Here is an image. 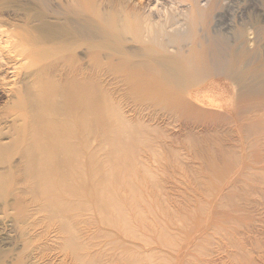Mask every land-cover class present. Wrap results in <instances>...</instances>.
Here are the masks:
<instances>
[{
  "label": "bare ground",
  "instance_id": "1",
  "mask_svg": "<svg viewBox=\"0 0 264 264\" xmlns=\"http://www.w3.org/2000/svg\"><path fill=\"white\" fill-rule=\"evenodd\" d=\"M36 7L20 21L22 23L0 16V75L9 69L25 78L22 77L21 85L20 82L18 87L11 89L15 97L7 105L6 114L0 112L1 121L6 120L3 116L7 115L13 117L15 123L24 121L20 127L7 126L6 133L0 128L1 135L10 138L8 142H0V158L4 157L0 160L8 161V165L7 161H2L8 168L0 163V167L5 168L0 170V180L16 181L11 196L14 205L11 203L9 209L19 215L15 216L14 212L11 217L15 216L14 221L19 217L16 227L20 226L22 245L29 251L26 254L29 258L26 256L17 264H35L32 259L36 257L33 256L36 251L48 249H52V253L58 249L65 262L69 258L74 264H97L102 251L99 250L103 248L105 251L110 243L115 245L117 239L114 236L110 243L99 242L100 246L105 245L99 248L93 237L101 235L105 229L101 231L100 228L107 224L111 227L106 226L110 232L106 237H111V231L119 229L115 222H124L120 220L127 206L113 204L118 195L109 192L111 190L102 193V198L98 192L102 186L97 183L92 186L94 195L88 192L93 197L92 202L87 201L86 196L88 200L91 198L87 193L83 194L84 190H74L82 193L79 194L66 188L69 181L84 183L85 162L99 161L101 136L98 125L102 113L98 98L99 79L109 77L177 85L181 91L193 94L194 90L196 96L221 105L223 102L219 98L222 94L217 92L220 87L217 84L231 80L245 89L248 102L261 109L258 104L264 105V97L255 95L264 91V66L246 67L243 57L245 33L239 25L241 22L235 23L230 0H36ZM33 66L30 72L28 68ZM20 68L28 70L17 73ZM206 83L208 86L201 88ZM126 126L122 121L121 127L125 129ZM55 179L67 182L63 185L58 181L59 186ZM62 185L68 186L64 188ZM60 187L70 195L64 194ZM60 194L65 198L61 199ZM82 195H85L84 202ZM76 199L84 203L79 201V205H92L83 206L86 209L76 212ZM37 200L42 205L38 206ZM7 208L4 211L6 216L3 214L0 218L3 231L10 226L8 221H13L9 218L11 210L7 213ZM83 210H87L85 214ZM128 210L126 212L134 213ZM40 211L44 213L40 220L45 227H42L44 233L40 232L45 239L50 232L49 220L55 219L54 223H58L56 249L49 243L45 246L38 243L40 232L37 226L41 221L36 216ZM98 215L100 221L107 224L99 221L102 226L98 225ZM80 216L85 223L90 222L91 225H85L91 226L88 232L78 228L82 226ZM76 218L80 221L78 226L73 223ZM113 223L114 229L111 230ZM90 238L94 240L90 241ZM111 248L109 251L114 249ZM49 259L53 261L51 255L43 254L44 264H50ZM2 260L0 257V264H5Z\"/></svg>",
  "mask_w": 264,
  "mask_h": 264
},
{
  "label": "rangeland",
  "instance_id": "2",
  "mask_svg": "<svg viewBox=\"0 0 264 264\" xmlns=\"http://www.w3.org/2000/svg\"><path fill=\"white\" fill-rule=\"evenodd\" d=\"M230 7V13L236 16L235 23L241 22L239 25L244 29L243 57L246 67H263L264 0H230ZM36 9V0H0V16L8 21L22 23L20 21ZM34 67L28 68L30 72ZM22 69H17V73L28 70ZM2 73L5 76L0 75V112L3 111L5 115L4 111L7 112L9 103L15 97L11 89L18 87L25 78L23 74L16 75V71L9 69ZM97 86L102 110L98 125L101 136L99 161L85 162L84 183L69 181L66 188L68 185H63L67 181L64 183L58 179L60 183L63 182L62 187L73 192L84 190L83 194L87 193L88 196L94 191L93 184L97 183L102 186L98 190L100 196L111 190L109 192L119 196L115 197L113 204L125 205L127 210L130 208L128 211H134L126 212L124 207L125 214L121 218L125 220L120 218V221L129 222H120V225L116 221V228L119 229L114 231L113 223L110 240L106 237L110 234L106 226L110 224L102 223L98 215V225L99 221L107 224L105 228L100 224V230L105 229L103 233L106 235L100 232L102 234H98V238L93 237L96 238L95 244L100 246L102 241L104 244L110 243L114 236L117 240L119 236L120 242L115 240L118 246L110 243V248H114L110 251L109 245H106L108 249L105 251L102 248L105 245H101L99 251L104 252L98 255L97 264H264V105L258 104L261 108L258 109L248 102L245 89L231 80L217 84L220 87L216 90L222 94L219 98L222 105L196 96L194 90L190 94L176 88L177 85L168 86L153 81L101 77ZM205 86L208 83L201 88ZM255 96L264 97V91ZM4 118L6 120L1 121L0 116L3 132L8 131L9 127L24 125L23 120L15 123L13 117L8 118L7 115ZM122 121L127 124L125 129L121 127ZM2 131L0 142L10 141L9 136L1 135ZM3 167L0 170L5 169ZM54 181L60 186L57 179ZM15 182V179L0 180V218H3V214L6 216L5 208H11V203L14 205V197L11 196ZM62 187L63 192L65 189ZM92 195L89 196L91 200L86 196L87 201H94ZM63 196L61 199L65 198ZM84 196L83 202L86 201ZM101 197L104 198L103 194ZM76 200V212L92 205L85 202L88 206L83 205L84 208L79 205L80 200ZM80 204L84 203L80 201ZM13 210L9 214L12 220L18 215ZM86 211L83 210V214ZM14 212L15 216L11 217ZM40 212L37 220L44 214ZM76 212L74 214L78 218ZM82 212L79 213L82 215ZM82 217L80 226L87 230L78 226L80 221L77 218L73 223L83 232H88L89 226L85 225L91 224L85 223ZM51 220V233L46 234V239L44 223L40 220L42 225L38 224L37 231L43 233H39L38 243H43L42 246L49 243L56 249L58 223H54L55 219ZM17 221H12L14 225L8 221L10 226L5 231L0 228V257L5 264H17L20 259L29 258L26 255L29 251L24 250L22 245ZM115 231L117 235H113ZM46 251L37 250L36 254L33 251L36 257H32V261L44 264L43 254L51 255L53 261L49 259L50 264L60 263L61 260L66 264L72 261L67 256L66 262L63 261L65 258L58 249L56 253L59 255L52 253V249ZM111 257L116 261L113 262ZM107 259L111 261L106 262Z\"/></svg>",
  "mask_w": 264,
  "mask_h": 264
}]
</instances>
